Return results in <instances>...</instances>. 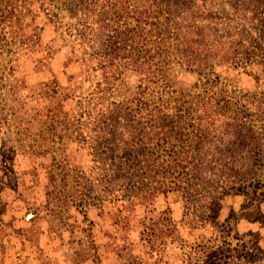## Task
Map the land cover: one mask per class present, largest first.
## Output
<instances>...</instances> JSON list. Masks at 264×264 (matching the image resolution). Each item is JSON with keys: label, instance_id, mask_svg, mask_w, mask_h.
Instances as JSON below:
<instances>
[{"label": "rangeland", "instance_id": "374dc122", "mask_svg": "<svg viewBox=\"0 0 264 264\" xmlns=\"http://www.w3.org/2000/svg\"><path fill=\"white\" fill-rule=\"evenodd\" d=\"M79 2L0 0V103L18 114L0 264H264V60L227 54L259 21L225 0L215 17Z\"/></svg>", "mask_w": 264, "mask_h": 264}, {"label": "trees", "instance_id": "16d2710c", "mask_svg": "<svg viewBox=\"0 0 264 264\" xmlns=\"http://www.w3.org/2000/svg\"><path fill=\"white\" fill-rule=\"evenodd\" d=\"M163 3L167 4L169 7L171 13L175 17H189V15L196 16L197 14L203 12L201 7H204V11L208 12V17H215V14L218 12L213 10L212 7L216 6V2L218 5H221L218 1L219 0H161ZM227 1L230 5H232V8L235 9V11L240 12L244 11L245 15L250 13L251 17L257 19L259 21V24L257 28L262 30V33L258 34V36L250 35L244 37H238L234 39L237 41V46H229L227 49L228 52L227 54H230L231 57L233 55V58L237 61H242L243 59L249 61L253 59H257V57H261V60H264V0H225ZM85 2H88V0H80L79 5H81V10L85 13V15L88 16V7L85 5ZM77 6V5H76ZM258 6H263V10L259 11ZM242 7L245 9L243 10ZM207 15V14H206ZM217 17V16H216ZM215 35V34H212ZM211 37V35L203 37L202 41L200 42L199 46L204 47L206 50H210L211 48L213 49L216 47V43L219 41L224 42L221 36L217 37ZM226 38V37H225ZM231 40V39H230ZM248 42H252V47H247ZM186 59V65L189 67H192L196 64V59L195 58H185ZM197 140L196 144L194 146V151L193 153L196 155L198 154L200 156L203 153L202 149V142L204 141V135L202 132V128L199 127L197 128ZM198 171H201V165L199 163H196L194 166ZM169 168V167H168ZM169 170V169H167ZM196 181H192L191 186L192 187H185L181 183H176L177 186L187 188V190H192L194 185L200 184L202 181H200L199 176L197 175ZM170 181H161L160 185H156L154 187L156 190H160L163 192L169 191L171 188Z\"/></svg>", "mask_w": 264, "mask_h": 264}, {"label": "crops", "instance_id": "0c3cea01", "mask_svg": "<svg viewBox=\"0 0 264 264\" xmlns=\"http://www.w3.org/2000/svg\"><path fill=\"white\" fill-rule=\"evenodd\" d=\"M31 95V94H30ZM12 102L10 97L6 98L2 103H0V121L4 122L7 126V131L0 130V149L3 150V153L12 146L17 148L18 140L16 137L17 130L16 123L14 121L15 117L18 115L13 107H11ZM21 144V141H20ZM7 148V149H5ZM0 153V156L3 155Z\"/></svg>", "mask_w": 264, "mask_h": 264}]
</instances>
